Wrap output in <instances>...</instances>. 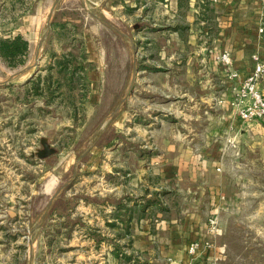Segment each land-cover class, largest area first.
Wrapping results in <instances>:
<instances>
[{
  "label": "rangeland",
  "instance_id": "1",
  "mask_svg": "<svg viewBox=\"0 0 264 264\" xmlns=\"http://www.w3.org/2000/svg\"><path fill=\"white\" fill-rule=\"evenodd\" d=\"M113 6L108 0L102 5L99 0H0V38L20 34L24 18L38 11L36 38L24 63L10 67L0 57V264L160 263L156 246L142 252L135 247L130 224L145 218L156 227L159 196L170 206L164 216L189 213L196 193L186 177H161L152 160L163 151L170 158L168 144L202 145L208 137L215 143L208 156L218 165L202 175L197 214L208 223L216 218L218 231L209 235L206 256L195 264H264V121H242L229 103L215 107L218 114L234 113L229 119L168 115L158 124L144 112L148 106L156 112V98L148 104L141 94L130 102L129 94L108 120L131 77L128 43L94 16L129 29L122 20L126 7ZM97 34L107 76L100 101L93 103L89 72L96 64L89 39L93 44ZM213 47L206 48L209 57ZM36 55L39 71L28 78ZM261 86L264 76L257 81L263 93ZM42 138L55 153L39 159L31 153L41 149ZM210 185L221 195L214 213ZM164 190L168 194L162 195ZM143 205L146 213L139 209Z\"/></svg>",
  "mask_w": 264,
  "mask_h": 264
},
{
  "label": "crops",
  "instance_id": "2",
  "mask_svg": "<svg viewBox=\"0 0 264 264\" xmlns=\"http://www.w3.org/2000/svg\"><path fill=\"white\" fill-rule=\"evenodd\" d=\"M32 1L36 2L29 0V3L32 4ZM99 1L102 5L105 0ZM108 1L112 7H126L122 20H125L129 29H123L100 17L99 19L116 26L121 33L113 29L115 34L129 45L131 76L135 67L129 102L137 100L140 94L148 104L153 103L156 98V112L150 109L151 106L143 110L149 119H157L158 124L165 122L168 115L181 119H212L216 117L215 114L222 119L232 117L234 113L218 114L215 107H227L231 104L240 82L253 71V55L256 54L264 62V30L259 32L261 27L264 29V3L261 0ZM37 14V8H34L33 15L24 18L27 24L19 28L20 34L29 44L36 38ZM93 44L89 39V45L92 46L91 60L96 64L89 72L90 99L96 103L100 101L105 86L107 67L101 36L93 37ZM209 46L230 52L232 68L237 77H229L222 66L206 54ZM37 71L39 68L34 67L27 75L28 78ZM261 87L264 93V86ZM167 103L170 104L168 112ZM149 119L147 124L150 123ZM209 130L205 126L206 135L211 133ZM214 145L212 137H208L207 142L202 145L186 141L168 144L165 150L170 153L172 151L170 158L163 151L152 160L161 177L172 176L176 181L182 176L186 177L190 183H194L193 192L196 193L189 213L185 209L178 218L177 215L164 216L170 206L160 201V198L165 197L159 196L157 205L162 207L157 212L156 227L147 223L145 218L130 224L136 248L142 252L148 247L151 250L154 246L157 247L160 257V263L157 264H195L206 256L204 254L208 248L204 243L208 242L212 232L209 230L208 220L200 219L197 214L200 205L198 199L201 198L199 193L205 183L202 175L218 165L213 157L208 156V150H213ZM132 148L126 147L127 152ZM114 172L119 176L121 170L116 168ZM207 190L212 208L210 212L214 213L221 195L215 186L210 185ZM163 193L162 195L168 194V191L164 190ZM139 209L146 213L148 205L140 206ZM132 210L134 211L133 208ZM154 230L161 231V236L159 232L154 234ZM194 240H198L200 246L194 255H190L187 247Z\"/></svg>",
  "mask_w": 264,
  "mask_h": 264
},
{
  "label": "built area",
  "instance_id": "3",
  "mask_svg": "<svg viewBox=\"0 0 264 264\" xmlns=\"http://www.w3.org/2000/svg\"><path fill=\"white\" fill-rule=\"evenodd\" d=\"M262 2L264 3V0ZM263 30L261 27L259 32ZM208 52L210 57L219 62L229 77H237L236 71L232 68L231 54L228 50H217L213 47ZM253 59L255 60L253 71L242 79L231 100V105L236 107L237 114L242 121H264V94L257 88L258 78L264 76V62L256 54L253 55ZM209 230L212 233L218 231L214 217L209 219ZM204 245L209 248L211 244L205 242ZM199 246L198 240L192 241L187 247V253L194 255Z\"/></svg>",
  "mask_w": 264,
  "mask_h": 264
},
{
  "label": "trees",
  "instance_id": "4",
  "mask_svg": "<svg viewBox=\"0 0 264 264\" xmlns=\"http://www.w3.org/2000/svg\"><path fill=\"white\" fill-rule=\"evenodd\" d=\"M29 51V42L21 34L13 37L0 38V57L10 67L24 63V56Z\"/></svg>",
  "mask_w": 264,
  "mask_h": 264
},
{
  "label": "water",
  "instance_id": "5",
  "mask_svg": "<svg viewBox=\"0 0 264 264\" xmlns=\"http://www.w3.org/2000/svg\"><path fill=\"white\" fill-rule=\"evenodd\" d=\"M95 16V15H94ZM97 17V16H95ZM97 19H99V17H97ZM107 23L109 26H111L115 31H117L118 33H121L116 26H114L113 24L109 23V22H105ZM47 26L49 28V22L47 23ZM43 39L40 40V43L42 42ZM40 47V45H39ZM36 62H37V55L35 58V62L32 65V67L36 66ZM27 68H24L16 73H14L13 75H11V77H8L7 79H5L4 81H2V83H8L10 82V80L12 79V77L18 76L20 75L23 71H25ZM133 73L130 79V83L129 86L126 90V92L124 93V95L121 97V99L119 100V102L117 103V105L115 106V108L110 112V114L108 115V120H111L113 117H115V115L121 110L122 106L124 105L125 101L127 100L129 94L131 93L132 90V85H133V79H134V75H135V67L133 68ZM40 144H41V149H38L36 152L31 153L32 156H36L39 159H44L52 154L55 153V148L52 147L44 138H42L40 140ZM57 194V193H56ZM51 202V200H50ZM48 208V207H47ZM47 208L45 209V211H47ZM45 211L43 213V215L45 214ZM42 215V217H43ZM41 217V218H42Z\"/></svg>",
  "mask_w": 264,
  "mask_h": 264
}]
</instances>
